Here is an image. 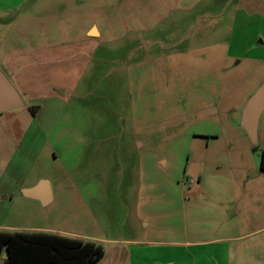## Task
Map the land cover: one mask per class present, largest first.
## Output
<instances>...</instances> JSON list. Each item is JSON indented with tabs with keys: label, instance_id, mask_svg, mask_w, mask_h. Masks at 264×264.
Masks as SVG:
<instances>
[{
	"label": "rangeland",
	"instance_id": "obj_1",
	"mask_svg": "<svg viewBox=\"0 0 264 264\" xmlns=\"http://www.w3.org/2000/svg\"><path fill=\"white\" fill-rule=\"evenodd\" d=\"M242 1L27 0L6 15L0 70L48 50L24 78L66 92L3 72L23 108L0 114V231L97 243V264H264V171L235 126L264 46ZM41 179L47 206L20 193Z\"/></svg>",
	"mask_w": 264,
	"mask_h": 264
},
{
	"label": "trees",
	"instance_id": "obj_2",
	"mask_svg": "<svg viewBox=\"0 0 264 264\" xmlns=\"http://www.w3.org/2000/svg\"><path fill=\"white\" fill-rule=\"evenodd\" d=\"M37 110V106L29 108L32 115ZM258 158L264 171V143ZM4 249L7 260L1 259ZM103 256L102 246L91 241L45 232L0 231V264H96Z\"/></svg>",
	"mask_w": 264,
	"mask_h": 264
},
{
	"label": "crops",
	"instance_id": "obj_3",
	"mask_svg": "<svg viewBox=\"0 0 264 264\" xmlns=\"http://www.w3.org/2000/svg\"><path fill=\"white\" fill-rule=\"evenodd\" d=\"M26 1L27 0H18V2L14 3L13 0H0V28L4 27L7 23L5 21L6 15L11 14L12 11H15V9H17L16 12L19 14V12L21 11L19 8L25 5ZM242 2L243 3L241 4V6L243 5L244 10L247 12V18L258 23V28L261 29L260 34H258V36H261L263 38L262 41H259L258 44L264 46V0H243ZM89 32L90 34H95L96 30L95 28L91 30V27L87 28L84 32L85 39H87V35ZM78 51L80 55H83L85 52L84 49L81 47L80 49H78ZM49 53L50 51L43 49L32 50L28 52H19L10 56H1L3 72H7L5 74H8L11 77V80H13L12 82H14V85L17 86L19 91H25L27 88L37 85L39 87L45 86L46 88H48L50 95L52 96H57L58 92L60 91L64 95L66 89L61 84L54 83L51 75H49V77L44 76V78L46 79H43L42 82L40 80L38 81L39 78L35 81H32L33 79L29 80L28 78H24V76L26 75L25 72H27L26 76H28L29 78L30 76H37L36 73L33 72L34 69H41L40 66L42 63L50 64V61H48ZM261 59L264 60V57ZM39 62L42 63L39 64ZM9 112L14 111H7L3 113ZM6 228L9 230L13 229L12 227Z\"/></svg>",
	"mask_w": 264,
	"mask_h": 264
},
{
	"label": "water",
	"instance_id": "obj_4",
	"mask_svg": "<svg viewBox=\"0 0 264 264\" xmlns=\"http://www.w3.org/2000/svg\"><path fill=\"white\" fill-rule=\"evenodd\" d=\"M23 108V100L10 80L0 70V113L16 111ZM264 113V80L246 99L244 105L238 113L235 126L242 132L247 140L252 154L255 157L257 169L260 170L259 158V124ZM21 195L28 199L37 200L42 206H47L52 202V194L49 182L46 179L39 180L34 186L23 188ZM2 260L8 259V252L4 249Z\"/></svg>",
	"mask_w": 264,
	"mask_h": 264
},
{
	"label": "flooded vegetation",
	"instance_id": "obj_5",
	"mask_svg": "<svg viewBox=\"0 0 264 264\" xmlns=\"http://www.w3.org/2000/svg\"><path fill=\"white\" fill-rule=\"evenodd\" d=\"M1 114V113H0Z\"/></svg>",
	"mask_w": 264,
	"mask_h": 264
}]
</instances>
